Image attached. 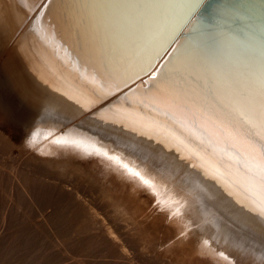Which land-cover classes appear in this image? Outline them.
Instances as JSON below:
<instances>
[{"label":"bare ground","instance_id":"bare-ground-1","mask_svg":"<svg viewBox=\"0 0 264 264\" xmlns=\"http://www.w3.org/2000/svg\"><path fill=\"white\" fill-rule=\"evenodd\" d=\"M262 105L264 0H0L3 166L56 173L116 262L264 264Z\"/></svg>","mask_w":264,"mask_h":264},{"label":"rangeland","instance_id":"rangeland-1","mask_svg":"<svg viewBox=\"0 0 264 264\" xmlns=\"http://www.w3.org/2000/svg\"><path fill=\"white\" fill-rule=\"evenodd\" d=\"M12 151L10 140L0 132V264H122L114 260L111 245L89 225V208L75 193L52 183L56 173L27 165L26 160L22 167L31 168L24 169L20 180L11 178L3 164L12 160ZM91 187L92 182L79 192ZM94 190L99 194L95 184ZM42 212L46 220L41 226L34 224L42 219ZM132 250L129 246L126 252L134 257V264H147Z\"/></svg>","mask_w":264,"mask_h":264},{"label":"snow or ice","instance_id":"snow-or-ice-1","mask_svg":"<svg viewBox=\"0 0 264 264\" xmlns=\"http://www.w3.org/2000/svg\"><path fill=\"white\" fill-rule=\"evenodd\" d=\"M172 43H175V40L169 43V47H171ZM164 51H167V49H164ZM178 51H179L178 49H173L172 52L168 53V56L172 57L173 59H176ZM158 55L163 56L164 52H160ZM171 63L172 61L169 60L165 64H162L160 68H157L156 73L149 78L147 83L153 84V82H156L158 85V89L161 92L167 93L169 99L172 102H176L181 99V91H180L179 84H178V81L180 79V70L178 67H175V66L169 69V64ZM153 67H155V64L150 61L147 64V66L143 69V71L145 72V74H147L149 71H151ZM252 114L254 116H258L260 120V124H261V129H262L261 136L262 138H264V105L261 106L259 113L253 110ZM225 130L227 131V129ZM229 135H232V133L229 132ZM145 183H147V181H145ZM207 243L208 242L205 241V244Z\"/></svg>","mask_w":264,"mask_h":264}]
</instances>
